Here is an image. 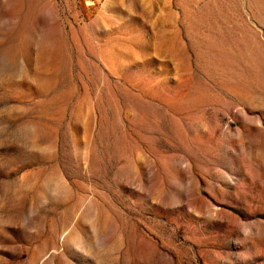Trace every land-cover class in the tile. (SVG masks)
I'll use <instances>...</instances> for the list:
<instances>
[{
  "label": "rangeland",
  "instance_id": "374dc122",
  "mask_svg": "<svg viewBox=\"0 0 264 264\" xmlns=\"http://www.w3.org/2000/svg\"><path fill=\"white\" fill-rule=\"evenodd\" d=\"M0 264H264V0H0Z\"/></svg>",
  "mask_w": 264,
  "mask_h": 264
}]
</instances>
